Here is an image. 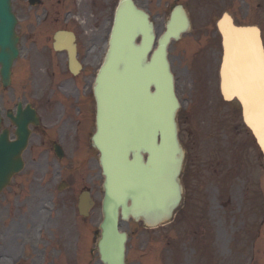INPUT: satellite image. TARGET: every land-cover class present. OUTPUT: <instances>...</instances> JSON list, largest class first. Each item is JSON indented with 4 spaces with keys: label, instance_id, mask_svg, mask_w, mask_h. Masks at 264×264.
Masks as SVG:
<instances>
[{
    "label": "water",
    "instance_id": "obj_1",
    "mask_svg": "<svg viewBox=\"0 0 264 264\" xmlns=\"http://www.w3.org/2000/svg\"><path fill=\"white\" fill-rule=\"evenodd\" d=\"M13 23L10 1L0 0V64L4 65L5 73L17 54ZM221 27L247 52L242 60L238 56L233 59L236 47L228 55L224 68L227 88L229 67L239 68L240 61L256 64L254 57H258L262 44L256 29H237L229 18L223 20ZM138 35L143 38L140 46L136 44ZM169 38L168 35L164 37L152 61L147 63L154 37L146 17L129 16L125 22L117 19L111 51L100 73L96 88L98 133L94 146L101 154L105 176L104 221L99 241L105 264H124L126 235L118 231L119 209L124 219L132 216L154 227L171 218L181 199L179 174L184 153L177 138L175 117L179 104L167 60ZM226 95L236 96L244 104L245 120L264 149V128L258 120L259 104L231 89ZM13 157L0 160V191L22 167Z\"/></svg>",
    "mask_w": 264,
    "mask_h": 264
},
{
    "label": "rangeland",
    "instance_id": "obj_2",
    "mask_svg": "<svg viewBox=\"0 0 264 264\" xmlns=\"http://www.w3.org/2000/svg\"><path fill=\"white\" fill-rule=\"evenodd\" d=\"M137 1L140 4L142 0H137ZM153 1H154L153 6L156 7L155 3L157 0H153ZM185 1L190 2L189 6L192 9V13L196 15L195 18H196L197 24H196L195 29L201 28L202 22H204L206 18L205 16H202L203 12L204 13L211 12L212 11L211 6H213V4H207L205 2H212V1L215 2V0H206V1L204 0H185ZM22 2H20V4H17V0H16L15 4H17L18 9H21L19 12H22V9H24V13L26 15V12H27L26 9L28 7L21 5ZM100 2H101L100 3L101 12H102L106 8V0H101ZM230 2L234 4L233 9L238 15L237 17L241 22H247L249 24L259 26L261 30L263 31V35H264V0H230ZM229 7H232V6L229 5ZM93 9L94 11H100L97 6L93 8L92 1L90 0H60V3H58L57 0H49L43 3L41 7L35 8L33 12H38L39 16H41V14H44L46 11H49V10L60 12V16H58V18L61 17L62 13H65V14L66 12L70 13V16H75V19H77L78 21L76 20L73 21L72 17H70L69 19L75 22L80 29H83L86 27L85 31L89 32L92 38V32L95 31V29L92 28V25H95L99 17L98 16H84V15L85 13L92 12ZM222 9L224 8L222 7ZM23 18L25 20V23L21 25L19 35L21 36L22 43H23L24 52H22V55L24 56L25 54L26 59L22 60L21 64L25 66L29 62H31L34 66L42 67L44 64H46V61L49 60V56L50 58L55 57L51 53L50 49L48 48L49 46L48 42L50 39V35H48L45 29H40L38 27V25L41 23V18H36L35 21H33L32 19L30 20L28 16H23ZM100 18H101L100 26L97 31L98 38H96L98 42H96V47L93 48L92 41L90 40L88 41V43L91 42V45H90L91 52L89 54L90 59L88 60V63H87L89 68L92 67L91 65L92 60L96 56L102 54V49L104 45V37H102V34L105 33V30H106V24H105L106 21H105L104 16H100ZM83 19H85V25L82 21ZM56 22L57 20H55L51 26L53 29L61 27L60 25L56 24ZM76 24L71 25V27L78 29ZM44 27L45 25L43 26V28ZM47 30H48V27H47ZM181 46L177 47L175 51L173 50L174 52H172V56H171L172 62H174L175 72L180 80L178 81L179 88L183 89L182 85H185L186 87L188 85H191L192 89H194V92L195 93L197 92L198 94H200V98L207 99V97L208 96L210 97L211 95L210 88L216 85L215 74L213 77H211L205 68L201 69L200 67H197L196 68L197 73H195V78L192 77L190 79L188 76H191L193 74H188L184 70L185 65L183 63L180 64L179 62L180 55L184 56L187 53L185 50V46L184 48H181ZM27 56H28V59H27ZM208 75L210 76V79L212 80L210 85H209ZM185 80L188 85L184 83ZM21 82H22V79L20 83ZM205 83L207 84V87L205 86L206 88L204 87ZM41 85L43 86L44 83H41ZM11 93L12 92H10V90L6 92H3L2 90H0V102L2 103L3 106L5 102L8 101L6 106L7 107L9 106V108H13V105L16 102V100L11 101V99H14V96H11L9 99V96ZM14 95L17 96V94H14ZM233 105L234 104H230L229 109L230 111L233 112L232 114L231 113L230 114L234 116V121L232 122L230 119L227 118V117L230 118V116H226L225 118L221 119L224 125L230 126V127L236 124L237 125L240 124L239 119H238V114L234 110ZM204 134L205 133H203L202 136L197 138L199 140V144L201 143V145H198L196 143V140H194L191 144H189L188 146L189 153L197 157L201 154V150L208 151L210 153V147L208 146V143L205 144V138H204L205 136L203 137ZM38 152L39 151L36 149L34 144H32L27 154V159H32L33 156H35V159H37L39 156ZM250 155H251V152L249 151L248 156H246L245 159L242 160V163L244 164L243 170L239 171L240 173L239 180L236 181L235 190L239 193V195L240 194L241 195L238 198L232 197V199L228 197L227 195H224V196H221L222 197L221 199H218L219 202H224L225 200H227V198H230L231 202L229 204V210H231L233 207L236 206V204H239L240 202L241 206H245L244 212L246 214L248 212L247 210L251 209L248 206H246V204L252 206V203H250V200L248 199V194L251 189L253 190L252 188L253 182L251 179L242 178L241 173L252 172ZM198 158L203 159L204 161L207 160L206 159L207 157L205 154H203V157H198ZM191 165L192 164L189 163L187 167L189 168ZM88 167H92V169L94 168L93 170L90 169L92 172L94 171L96 172L99 170L95 161L89 164ZM44 168L46 172L47 168L45 166L43 165L39 166L36 162L32 160L29 161V166H27L26 171L21 176H18L17 179L13 180L10 189L7 190L4 193V195L0 198V222H5L4 228L6 231L10 230V228L13 226L12 223L14 221L24 222V221L34 220L35 222V225L34 226L32 225L33 228L32 226H30V224L23 223L24 228H27V230L25 229L27 231V234L25 236L28 237L26 239V242H29V243L34 242L32 244L36 245V248H34V255L32 257V260L29 261V264L40 263L44 256V254L42 253L44 252H46L45 257L49 259L48 263L49 264L52 263L53 260H52L51 255L49 254V249L51 246L47 247L46 242L40 243L38 241L37 231H35V229L40 225L39 224L40 222L54 220V218H56L57 220L60 219L59 209L53 208V206L50 203L51 196H48V194H51L50 191L53 192V187L45 183L42 184V186H40V183H39V180L42 178V175L44 174ZM58 171H60V169ZM89 174L90 173L88 169H85L80 174V176L85 179L83 180L84 184H86V182L88 181ZM100 181L101 180L98 181L99 184H100ZM195 182L196 180H193L191 177L185 175V183L187 184V188H188L185 207L178 214L177 220L170 226L165 227L163 229H159L155 232H150V231L144 230L142 226H140L139 224L133 223V222H130V223L125 222L122 224V228L124 229V231H127L128 233L131 234V238H132L131 244L132 245H131L130 251H131V254L133 255H130V259H131L130 261L132 264H135L136 262H138L137 264L139 263L145 264L147 262L150 264H154V259L157 258V252L159 248H163V247L165 248V251L163 253L164 264H174L173 263V255H174L173 250L176 251V248L179 250L178 254H181L182 256H184L185 252L189 254L187 262L188 264H192L189 259V256H191L192 258V255H191L192 252L190 248H188L187 244L184 243V238H183L184 233H182V230L184 229V223L189 213H194L202 217L201 215L204 214V210L202 208H205L204 218L205 216L207 217L209 216L207 213V210L209 207H204L201 200L199 202H196L197 204H195L194 200L192 199L191 192L193 190L192 188ZM209 193L210 192H208V194ZM102 196L103 194L101 191L100 193L96 191L95 199H96L97 205L95 209L92 211L91 216L89 217L88 221L96 223L101 220L100 205H101ZM209 196H211V200L214 201L213 193H211ZM208 205L210 206V203H208ZM43 207L44 208L46 207L47 210H44ZM227 208L226 207L221 208L220 212L217 213L218 215H215L214 218L210 219L207 223V227H210L213 230L212 231L213 239L216 242H220V243H225L226 241L228 242L225 245V250L228 244H230L229 242H231L229 240L230 234L228 233L230 232L232 228L230 230H226L224 229L223 226H221V224H219V222L221 220V216L227 215L228 213ZM51 209H52V217H53L52 219L50 215ZM74 210L75 209L73 207L68 206V217H69L68 219L69 220L78 219L75 216ZM36 212H39L40 214ZM240 219H242V217ZM4 228L2 224H0V231H2ZM70 228L71 227L68 224H64L61 230V234L64 230H67ZM15 231L19 239L22 238L21 237L22 236L21 226H20V230L16 229ZM18 232H20L19 233L20 236L18 235ZM7 235L8 237H12L11 232L7 233ZM219 236H222V237H219ZM45 240H47V237H45ZM67 240L69 243L67 247H69L70 244H72L73 246L76 245L77 240H78V232L76 229H73V233L69 237H67ZM59 245L64 246L61 240L59 241ZM184 245H186L187 248ZM222 249H223V246H222ZM52 250L55 251V248H52ZM24 254H25V251H24ZM46 258L45 260H47ZM151 261L153 263H151ZM24 262H27V261H24ZM55 263L56 264H67L66 262L59 263L58 260H56ZM155 264H158L157 260H155ZM193 264L195 263L193 262Z\"/></svg>",
    "mask_w": 264,
    "mask_h": 264
},
{
    "label": "flooded vegetation",
    "instance_id": "obj_3",
    "mask_svg": "<svg viewBox=\"0 0 264 264\" xmlns=\"http://www.w3.org/2000/svg\"><path fill=\"white\" fill-rule=\"evenodd\" d=\"M153 6V0H142V7L153 19L154 23L160 20L163 16H166L164 12V0H159ZM179 1V0H175ZM182 1V0H180ZM184 6L189 10V16L191 19L192 27H195L197 24L196 18L192 9L190 8V2L186 1ZM220 8V5L215 7L212 12L204 13L202 16H205L206 20L202 22V27L197 30V34L194 36V41L197 43V53L190 58V61L199 63L200 65L206 66L208 68V73H212L213 65L217 69L218 65V52H219V43L217 35L213 29L207 28L209 22H214L217 16H221V12L217 10ZM55 15V16H54ZM60 14L50 13L46 17V21H49L48 25L50 31L53 30L51 27L53 22L57 20L59 23L61 17L58 18ZM170 16V12H169ZM78 49L80 52V58L82 63L81 71L75 68L72 72L68 54L66 52L55 53V57H52L44 66V73H39L36 71L37 66H34L31 62L23 66L17 62L13 68L12 75V87L20 89L23 91L30 90V85L35 84V78L38 79V83L46 84V92L33 91L31 93H26L25 99L30 100L32 103L33 109L36 111L37 116L39 117L38 126L30 127L32 135L38 136V148L42 150V155L47 159V163L51 159H54L59 165H64V168H67L70 174V179L73 181L76 178L77 170L80 169L81 165L91 162L93 159L92 153L85 152V148L91 150V136L95 130V99L94 96L90 94H85L81 90V85L84 83L83 73L86 68L84 66L85 59L87 58L84 55L85 48L87 47L86 42L92 41L96 43V35L94 34L91 39H86L84 37V32L82 30L76 31ZM188 37H186V40ZM193 46H185V50H191ZM53 53L54 51L51 50ZM200 56L201 59L195 61L194 59ZM194 72V71H193ZM22 79V83H20ZM18 93V92H17ZM14 93V94H17ZM183 96L184 99L191 103L193 109L196 107V98L192 90H189L185 85L183 86ZM24 99L22 96H18ZM27 100V101H28ZM20 101V100H18ZM215 111H217L221 117L228 115L229 110L227 107L221 105L216 106ZM190 113L183 112L180 116L181 126L184 129L185 133H189L191 127L193 126L190 121ZM10 123V126L16 130V128L11 124L10 120L3 116L1 120V132L4 131L5 125ZM236 130L238 131V137L242 135L243 141L247 144L252 143V139L249 134L244 138V129H240L235 125ZM254 156L253 163L254 166H260V153L258 148L253 144ZM59 148L62 158L60 159L56 149ZM244 144L242 145V150H240V158L233 167V174L230 179L225 180L226 189L234 188L232 184L234 180H238L240 173L237 172L238 168H241L244 164L241 162L243 157ZM46 163V162H45ZM229 170H232V166L229 167ZM231 173V172H229ZM205 183L202 185L207 193L211 190L212 179L206 174ZM258 188L264 190V182L259 175L258 178ZM257 217H260V210L257 211ZM261 219V220H260ZM258 222V226H255L251 232H249V237L247 239L251 242L247 243V246H240V251L238 252L239 257L243 260L251 259L250 264H264V259L262 261V252H264V212L261 215ZM81 224L85 228H89V222L81 221ZM234 224V223H233ZM240 224H245L240 222ZM263 238V239H262ZM243 240V239H242ZM263 240V241H262ZM193 244H204L205 257L204 263L200 264H210L207 261V253L211 251V247L207 246V241L202 236L199 238L193 239ZM80 250H84V246H80L79 242L75 246H71L63 249L62 252V262L67 264H78V257ZM200 252L202 248L199 249ZM68 257V259H67ZM0 261L2 264H19L20 259L17 257L16 250L13 246L8 244L4 246L0 244ZM38 264H46L45 258H42V261ZM84 264V263H82ZM241 264H243L241 262Z\"/></svg>",
    "mask_w": 264,
    "mask_h": 264
},
{
    "label": "bare ground",
    "instance_id": "obj_4",
    "mask_svg": "<svg viewBox=\"0 0 264 264\" xmlns=\"http://www.w3.org/2000/svg\"><path fill=\"white\" fill-rule=\"evenodd\" d=\"M228 30H223L222 34H223V38H224V41H225V47L227 45V47L231 48V45L228 43L229 39H228V35H227V32ZM233 45H235L236 47V55L238 56V59L242 60L244 57V55L247 53L245 51V47L242 46L241 43H238V42H232ZM229 53H232L231 50H229ZM235 55V57H236ZM256 59V57H254ZM227 65V63H226ZM231 63L229 62L228 63V66H230ZM240 74H241V80H237V77H236V68H233L232 69V73L230 75V80H229V76H228V87H227V90L228 89H231L233 90V92L237 93V95L241 96V97H251L257 104H259L260 102V94H259V82H258V79H257V82H256V85L253 89V91L250 93L247 89H248V85L246 84V76L242 73V71H245L246 72V68L244 67V65L242 63H240ZM245 76V77H244ZM224 77V75H223ZM224 81H225V78H224ZM261 141V140H260Z\"/></svg>",
    "mask_w": 264,
    "mask_h": 264
},
{
    "label": "snow or ice",
    "instance_id": "obj_5",
    "mask_svg": "<svg viewBox=\"0 0 264 264\" xmlns=\"http://www.w3.org/2000/svg\"><path fill=\"white\" fill-rule=\"evenodd\" d=\"M257 63L251 61L246 65V84L248 91L251 93L256 85L257 79L259 82L260 102L258 105V120L261 128H264V49L259 51L256 57Z\"/></svg>",
    "mask_w": 264,
    "mask_h": 264
}]
</instances>
